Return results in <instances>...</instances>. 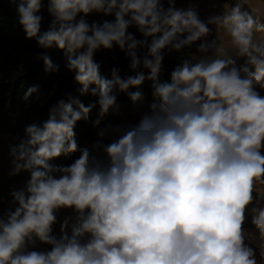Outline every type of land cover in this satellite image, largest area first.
I'll list each match as a JSON object with an SVG mask.
<instances>
[{
    "label": "clouds",
    "instance_id": "9594fccd",
    "mask_svg": "<svg viewBox=\"0 0 264 264\" xmlns=\"http://www.w3.org/2000/svg\"><path fill=\"white\" fill-rule=\"evenodd\" d=\"M176 3L47 0L52 19L41 33L44 0H18L26 38L61 50L80 94L98 100L88 106L59 100L42 125L26 126V138L9 145V175L27 172L29 179L0 210V264H258L243 225L250 211L264 236V206L249 209L264 185V17L244 10L249 0H235L206 21ZM92 13L114 20L90 25ZM209 25L223 31L228 46L218 36L206 39ZM133 27L144 40L129 32ZM197 41L202 55L162 80L164 51L181 52ZM114 47L126 53L134 76L122 78L115 67L111 79L101 75L95 54ZM38 58L46 71H59L47 55ZM145 81L153 101L139 121L101 129L93 149L102 157L78 149L77 122L97 104L94 126L119 113V93L142 110ZM109 134L114 138L104 144ZM77 151L70 165L51 163ZM62 209L74 211L75 223L69 235L66 218L57 238L53 226ZM37 241L51 250H30Z\"/></svg>",
    "mask_w": 264,
    "mask_h": 264
},
{
    "label": "trees",
    "instance_id": "16d2710c",
    "mask_svg": "<svg viewBox=\"0 0 264 264\" xmlns=\"http://www.w3.org/2000/svg\"><path fill=\"white\" fill-rule=\"evenodd\" d=\"M231 4V0H223ZM234 5V4H233ZM18 0L12 3L11 0H0V129L10 134L13 144L25 139L24 129L26 126L37 123L41 124L48 119L49 109L59 100L69 102L71 99H79L85 106L96 103L98 97L91 94H80L81 85L74 81V73L66 68V58L61 50L55 45L49 49L38 46L35 39H27L22 27L18 23ZM165 7L167 4L165 3ZM43 17L41 22V33L49 29L52 17L47 12V0L40 13ZM88 23H103L105 20L113 21L114 15L105 16L103 13H92L86 17ZM138 40L145 38L133 27L129 29ZM151 38H148L150 43ZM141 55L143 49L139 50ZM198 51V44L194 43L190 47H185L181 52L164 51V60L160 78L170 80V73L183 60ZM47 55L54 64L59 65L58 72L46 71L45 64L39 56ZM95 62L101 65V75L111 79V68L120 70L122 78L134 76L135 72L130 69V60L125 52H121L118 47L112 50H99L94 57ZM141 71L148 74V70L141 68ZM29 89H35L30 95ZM129 91H136L130 89ZM144 95V108L134 111L129 96L126 93H119L117 103L121 106L119 113L110 112L101 120L99 126H94L97 119L99 106L92 110L87 120L81 119L77 122L74 132L78 149L88 148L93 156H103L102 152L93 149V145L100 140L98 132L111 125L113 127L135 125L142 115L147 111V105L153 101L150 89V82L145 81L142 85ZM76 108V105H73ZM78 110V109H77ZM114 137L109 134L103 138V143L107 144ZM79 151L61 156L51 163L55 166L70 165L79 157ZM264 154V150H262ZM62 161V162H61ZM61 163V165H60ZM57 229L53 227V235ZM37 251L51 250V246L41 244L37 241L35 249Z\"/></svg>",
    "mask_w": 264,
    "mask_h": 264
},
{
    "label": "rangeland",
    "instance_id": "374dc122",
    "mask_svg": "<svg viewBox=\"0 0 264 264\" xmlns=\"http://www.w3.org/2000/svg\"><path fill=\"white\" fill-rule=\"evenodd\" d=\"M229 2L223 0H177L176 7L182 9H188L189 7H194L201 20L206 21L209 17L214 15H220L224 12L226 8L233 6L235 0ZM244 10L254 11V14H258L264 17V0H249V3L244 6ZM261 22H264L262 20ZM211 29V34L206 38L209 42L216 39L217 36L225 42L227 38L224 36L223 31L217 32L215 26L209 25ZM203 41H197L199 44ZM230 47V46H229ZM230 51L234 53V49L230 48ZM202 54L198 51L189 57V59L196 58ZM242 63V60L240 61ZM261 95H264V91H261ZM12 144L11 135L7 134L0 129V197L3 198V203L0 205V210H7L10 206L11 195L10 192L15 189H20L24 186L26 181L29 179V174L27 172H22L16 176H10L11 171V158L9 156V145ZM62 162V161H61ZM61 165V163H60ZM258 191L264 193V185L257 186ZM259 192H254L253 195L256 197L254 203L249 205L251 207L264 206V198H261ZM258 201V202H257ZM247 219L243 225L245 232L247 233L246 243L255 250V257L258 264H264V236L261 235L260 231L251 223V212L247 214ZM58 222L53 226L57 229L55 236L60 238L62 235L61 225L66 218L69 219V224L66 229L67 233L71 235L72 225L75 223V213L72 209H62L57 213Z\"/></svg>",
    "mask_w": 264,
    "mask_h": 264
}]
</instances>
